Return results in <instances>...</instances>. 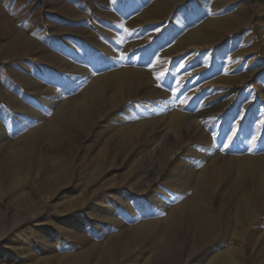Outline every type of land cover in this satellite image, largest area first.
Returning a JSON list of instances; mask_svg holds the SVG:
<instances>
[{
    "label": "bare ground",
    "instance_id": "6f19581e",
    "mask_svg": "<svg viewBox=\"0 0 264 264\" xmlns=\"http://www.w3.org/2000/svg\"><path fill=\"white\" fill-rule=\"evenodd\" d=\"M183 1L191 2L158 0L151 7L145 8L142 7L143 0H131V5L123 8L115 0V6L122 15L130 16L128 19L117 17L116 25L125 29L130 37L135 34L136 28H145L142 25L129 27L130 24L152 22L161 18L172 4H180ZM208 2L209 0L199 3L198 9L202 10ZM134 5L137 6L136 15L133 14ZM59 13H65L63 8L59 9ZM115 15L110 14L112 17ZM249 18L250 15L242 7L225 17L206 23L198 30L191 31L165 49V53L159 50L157 45H153L151 48L156 56L153 57V70L122 67L101 74L100 59L97 51H92V47L117 58L120 54L100 36L91 34L86 40L87 44L80 43L77 46L70 42H67V45L62 42L53 44L48 40L47 31L41 30L39 25L32 31L36 37L31 31H11L0 55L12 59L28 55L31 51L37 54L35 59L29 60V74L24 73L21 77L27 85L24 90L25 98L28 97L31 104L11 101L16 112L21 111V114L27 115L25 121L17 116L16 129L28 131L25 132L28 145L9 150L0 158L2 197L6 196L7 192L18 196L20 180L23 179L20 176L26 178L35 170L42 172L40 181L44 191H48L52 184L59 186L62 182H67L72 156L81 150V143L93 130H96V137L101 136L100 128L104 125L112 134L116 149L127 155L140 156L146 151L154 153L161 139H166L172 147L164 164V176L156 173L146 180L149 185L154 178H162L164 187L155 188L145 200L127 199L122 193L109 191L115 205L107 208L108 224L99 226L97 239L90 241L78 229L61 231V234L56 236L66 241L68 251L65 254L45 257L36 253L29 254L36 264H264V151L241 158H228L223 152L226 144L223 150H218L220 144L216 139L224 137L222 129L226 128L240 131L244 136L245 141L240 144L241 147L247 146L248 143L256 144L261 137L251 133L245 135L244 125L239 118H226L220 132L215 131L218 135H213L214 131L210 134L209 131L221 123L219 118L214 114L208 116L205 112L203 118L198 119L174 109L172 92L165 86H157V78L162 77L163 71L154 73L158 68L166 67L175 60V54L182 49L210 40L212 35L208 33L209 27H216L218 32L222 33L232 28L239 20L245 21ZM55 28L53 26L52 30ZM114 39L120 42L122 36L118 35ZM244 40L238 37L237 43ZM128 45L130 44H125V50ZM83 52H87L85 58L89 60L88 64H82L80 61L74 63L66 56L73 53L81 60ZM164 54H168L170 59L161 60V55ZM219 66L224 68L221 62H217L215 67L207 72V76H212L220 69ZM22 67H26V64H22ZM229 67H225L222 73ZM71 68L76 69V72L71 73ZM246 72L248 73V70ZM250 76L247 80H251ZM197 77L198 74L191 80ZM214 80L225 82V86L218 85V90L214 88L210 97L204 101H217L216 107L220 105V99L223 97L224 101L228 100L232 114L241 105L245 111L251 108L255 100L260 102L263 99L257 88L249 91L240 85L241 89H236L228 76H218ZM171 83L175 84V81L171 80ZM56 84H65L70 95L66 97L56 91ZM109 87L113 88L114 92L107 96ZM246 96H249V99L245 102ZM131 97H144L151 99L153 103L147 101L143 109H133V105L127 108L121 106L124 100ZM215 110L217 111V108L212 111ZM116 111L121 114H114ZM151 112L156 115L150 116ZM50 114L55 115V118H48ZM104 120L111 123L102 124ZM191 135L196 141L184 150L182 155L177 147L183 144L186 136ZM64 140H67V149ZM86 146L85 153L81 156V167L89 170L84 176V181L88 183L101 178L100 168L103 161L108 159V145L100 146L96 155L90 159L86 155L94 145ZM46 148L51 150L50 154L44 151ZM231 174H234L233 178L229 177ZM231 180V185L235 187L228 185ZM230 192L231 195H227ZM30 202L32 207H40V214L31 216L35 223L40 225L41 214L45 211L44 205H40L36 200ZM77 203V200L70 201L68 209L72 210ZM257 220H260V223L254 228L253 223ZM7 235L0 227V237L8 238ZM246 240L250 243L252 261L243 257V245ZM76 243L83 245L82 248H78ZM43 247L49 248L50 245L45 241Z\"/></svg>",
    "mask_w": 264,
    "mask_h": 264
},
{
    "label": "rangeland",
    "instance_id": "374dc122",
    "mask_svg": "<svg viewBox=\"0 0 264 264\" xmlns=\"http://www.w3.org/2000/svg\"><path fill=\"white\" fill-rule=\"evenodd\" d=\"M114 1L0 0V51L8 42L11 31L21 29L33 33L35 27L39 25L41 30L47 31L48 40L53 44L61 42L64 45H67V42L77 46L80 43L87 44L86 40L90 38L91 34H94L115 47L120 54L118 58L92 47V51H97L100 59L102 68L99 70L100 74L122 67L153 70V57H156L151 48L153 45H157L159 50L165 53V49L187 36L191 31L198 30L206 23L225 17L244 7L246 13L250 15L249 19L239 20L234 23L232 28L222 33H219L216 27H209L208 33L212 35L210 40L182 49L175 54V60L166 67L158 68L154 73L163 71L162 77L157 78V86H165L169 92H172L174 109L193 118H203L205 112L208 113V116L214 114L216 118H219L221 123L211 129L210 134L214 131L213 135H218L216 132L218 130L220 132L226 118H230V120L239 118L244 125L245 135L251 133L261 137L256 144L248 143L247 146L241 147L240 144L245 140L244 136L239 133L240 131L229 128L222 129L224 137L216 139L220 144L218 150H223V146L226 144L223 151L226 157L241 158L248 154L262 153L264 151V0H209L202 10H199L197 5L202 1L207 2V0H191L192 3L183 1L180 4H172L161 18L154 19L149 23L130 24L129 27L141 25L145 27L143 29L136 28L135 34L130 37L125 29L118 28L116 25L117 17L128 19L130 16L122 15ZM157 1L143 0L142 7H151ZM116 3L125 8L131 5V0H116ZM133 7H135L133 14L136 15L138 13L137 6ZM60 8H63L65 13L60 14ZM113 12L117 16H110V14H114ZM53 26L56 27L54 30H52ZM118 35L122 36L120 42L114 39ZM33 36L36 37V34L33 33ZM238 37L244 38V42L237 43ZM125 42L130 44L127 48L128 51L125 50ZM36 54L37 52L31 51L28 55L12 59L0 55V158L9 150L28 145L26 138L28 131L22 132L16 129L17 116L25 121L27 115L21 114V111L16 112L11 101L18 100L21 103L24 101L26 105L31 104L30 99L25 98L24 90L27 85L21 77L24 76V73L25 75L29 74L31 66L29 60L35 59ZM86 55L87 52H83V59L78 60L75 54H66L74 63L80 61L82 64H88L89 60L85 58ZM219 55L223 56L219 57ZM164 59H170L168 54L161 55V60ZM217 62H221V66L224 68L230 67L225 73H222L224 68L219 66L220 69L215 71L212 76H207V72L214 68ZM24 63L26 67L23 68L22 64ZM70 70L71 73L76 72V69L71 68ZM197 74L198 77L191 80ZM222 75L231 78L232 84H235V88L238 90L241 89L240 85L249 91L257 88L258 92L262 93L260 94L263 99L260 102L255 100L251 108L245 111L242 110L243 105H241L233 114L229 111L228 100L224 101L223 97L220 99V105H216V107L217 101H204L210 97L214 88L218 90V85L225 86V82H215L214 80ZM249 76L251 80H247ZM171 80L175 81V84H172ZM215 85L216 87H214ZM54 89L61 92L63 96L70 95L65 84H56ZM29 92L31 93V91ZM113 92V88L109 87L106 91L107 96L112 95ZM248 99L249 96H246L245 102ZM147 101L152 102L151 99L144 97H131L129 100H124V104L121 106L127 108L133 105V109L136 107L143 109ZM214 108H217V111H212ZM221 110L222 113H220ZM116 113L121 114L117 111L114 112V114ZM155 115L154 112L150 113L152 117ZM48 118H55V115L50 114ZM102 118L105 119V116ZM110 123L109 120L102 121V124ZM100 129L101 136L96 137L94 135L96 130H93L81 143L82 146L80 145L81 148H79L81 150L72 156L67 182H62L59 186L52 184L48 191H44L40 181L42 172L35 170L31 176L27 175L26 178L20 176L23 179L20 180L21 182L19 181L21 185L18 196L9 192L4 197L0 195V227L8 234V238L0 237V264H25V262H27L26 264H36L35 259L29 257V254L33 253L41 257L65 254L68 251L66 241L62 238L58 239L56 235L61 234V231L70 230V228L81 230L90 241H95L98 237L99 226L108 224L107 208L115 205L109 196L110 192L122 193V196L127 199L145 200L155 188L164 187L162 178H154L149 185L146 180L152 178L156 173H160L161 177L164 176V164L172 150L171 144L166 139L160 140V145L154 153L146 151L140 156H131L118 148L116 149L112 134L107 131L105 125ZM194 139L192 135L186 136L183 144H180L177 150L183 155L184 150L191 147L196 141ZM66 141L64 140V144L67 149ZM103 143L108 145L106 152L108 159L103 161L100 168L101 178L87 183L84 181V176L88 174V169L81 167V156L85 153L86 145L93 144L94 147L86 155L89 159L93 158L99 147L104 145ZM44 151L51 153V150L47 148ZM233 176L234 174H231L229 177L233 178ZM232 183L233 180L228 185L235 187L231 185ZM141 188L145 190H141ZM227 195H231V192ZM28 198H31L30 201L36 200L40 205H44L45 211L41 214L40 225H37L31 217L36 213L40 214V207L39 205L34 206L35 208L32 207ZM72 200H77L78 203L70 210L68 204ZM37 214L34 216L36 217ZM259 223L260 220L254 222V228H257ZM45 241L49 243V248L43 247ZM77 245L80 249L83 246ZM243 257L252 261L249 240L244 242Z\"/></svg>",
    "mask_w": 264,
    "mask_h": 264
}]
</instances>
